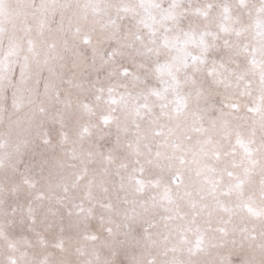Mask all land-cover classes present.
Masks as SVG:
<instances>
[{"label": "snow or ice", "instance_id": "snow-or-ice-1", "mask_svg": "<svg viewBox=\"0 0 264 264\" xmlns=\"http://www.w3.org/2000/svg\"><path fill=\"white\" fill-rule=\"evenodd\" d=\"M0 264H264V0H0Z\"/></svg>", "mask_w": 264, "mask_h": 264}, {"label": "clouds", "instance_id": "clouds-1", "mask_svg": "<svg viewBox=\"0 0 264 264\" xmlns=\"http://www.w3.org/2000/svg\"><path fill=\"white\" fill-rule=\"evenodd\" d=\"M7 113L5 114V127H6V125H7Z\"/></svg>", "mask_w": 264, "mask_h": 264}]
</instances>
